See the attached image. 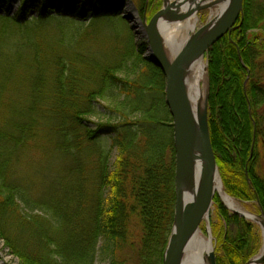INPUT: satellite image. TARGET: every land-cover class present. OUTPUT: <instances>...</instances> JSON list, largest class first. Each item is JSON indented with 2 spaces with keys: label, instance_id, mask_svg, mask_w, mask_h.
<instances>
[{
  "label": "trees",
  "instance_id": "1",
  "mask_svg": "<svg viewBox=\"0 0 264 264\" xmlns=\"http://www.w3.org/2000/svg\"><path fill=\"white\" fill-rule=\"evenodd\" d=\"M124 2L45 0L28 20L26 2L13 16L9 5L0 12V106L22 104L0 110V239L20 264H126L123 254L133 247L138 264H163L176 203L173 127L163 74L156 69V80L144 85L118 78L123 65L101 37L99 21L117 20ZM252 7L244 0L243 18L211 45L208 112L217 164L237 178L230 192L264 211L257 175L264 7ZM153 91L160 95L150 104L144 97ZM115 99L125 109L110 117L117 124L90 128L87 118L102 115L96 102ZM41 151L59 164L44 168V195L34 199L21 170L28 153ZM243 226L227 237L217 264L253 256V232Z\"/></svg>",
  "mask_w": 264,
  "mask_h": 264
},
{
  "label": "rangeland",
  "instance_id": "2",
  "mask_svg": "<svg viewBox=\"0 0 264 264\" xmlns=\"http://www.w3.org/2000/svg\"><path fill=\"white\" fill-rule=\"evenodd\" d=\"M42 1L45 0H0V12L2 13L4 9L6 10L5 8L6 5H9V15L13 16L17 13L19 6L22 3L26 2V6L28 9L26 18L28 20L31 17H37L39 15L38 6L39 4L42 3ZM250 2L251 5H253L254 7L253 11L255 12H258V10L264 7V0H250ZM51 5L52 4L49 5V8H51L49 11L50 13H54V9H56V7ZM164 6H165V0H126V2H124L123 4L122 11L119 13V18L117 20L106 18L99 21L98 26L103 31L101 37L104 40H106L108 44L114 46L115 48L114 56L123 65L122 70L117 72L118 78L127 80L130 83L144 85L147 83L149 84V82L154 78H155L154 81L156 80V76H155L156 69H158L162 73V71L159 68H157L152 62V57L149 54L150 53L149 43L148 40L144 37L143 33L142 32L140 33L141 31L140 26L141 23L144 21H146V24H148L149 21L153 18V16L157 12H159ZM130 10H132V12H135L136 16L133 15V13ZM243 12H244V1H243L242 12L238 17L243 18ZM197 13L201 22L200 26L202 27L209 21L211 12L210 10H201ZM125 17H127L129 21L126 20ZM136 18L139 19L136 20ZM50 23L51 24L54 23V25L57 24V22H55L54 20L50 21ZM51 26L53 27V25ZM252 33H255V31L252 30L249 31V34ZM129 37H131V41L133 42L131 49H129V42H128ZM107 48H109L108 45ZM107 48L104 47V50H106ZM210 48L203 56L205 63V72L207 75V89L209 88V91H210V80H209V72H208V66H209L208 53L210 51ZM258 77H260L259 79H264V72L258 73ZM161 82L163 85V79ZM154 85L153 87H155ZM203 85L204 82H201V88L203 87ZM165 86L166 84L164 79L163 98L166 103ZM153 87L151 86V88ZM157 94L158 93L154 91L151 93L149 92L146 94L147 97L144 98L147 100V102L151 104L154 102L155 98L157 97ZM121 103H122V99L120 100L115 99L112 101L110 100L97 101L95 105L102 115L91 116L87 118L88 125L90 126V128H93L94 130H99V129L105 130L108 129V128H104L105 125L117 124L118 119L117 118L110 119V117L121 116V114L125 110L121 105ZM17 107L21 108L22 104L13 103L11 107H9L10 109L0 106V110L8 109V111H10L11 109ZM208 109H209V97H208ZM257 113L259 118V128L261 130L262 136H264V105H262L258 109ZM168 114L171 119L170 121L172 122L171 125L173 127V119L172 116L170 115L169 109H168ZM162 118L164 120L166 117L163 116ZM100 126H102V128ZM173 142H174V130H173ZM258 155H259L258 158L259 160L257 162V172H258L257 175L261 179H264V146L259 145ZM111 157H112L111 163L113 164L116 157L115 150L113 151ZM25 158L27 160H25V164L22 165L21 175L29 179L28 183L29 185H31L30 188H35V190L32 191V196L34 197V199L37 198L41 199L43 197L42 195H44L45 189L43 183L39 184V181L43 180L44 176L48 175L50 172L49 170L44 168L47 167L50 163V165H52L55 169L59 163L58 161L57 162L55 161V158H53L51 154L45 155V153H43L42 151L39 153L38 152H33L31 154L28 153L25 156ZM216 166H217L219 178L221 180L223 191L229 197L240 203L248 214L255 216L258 219L259 215L261 214L260 212L261 207L259 206V204L256 201H246L244 199L238 198V196L230 192L232 191V187L234 185L233 183L237 180V178L234 177V174H232L231 169L220 168L217 164V161H216ZM245 177H246L245 178L246 183L250 185V174L248 169H245ZM212 197L213 198L209 202L210 203L209 213L208 215L203 214V216L199 219L198 227L201 230L202 234L207 239L211 240L212 247L214 248L216 254V262L218 256L221 254L223 250L224 243L226 242L227 237L231 236L232 238H235L237 235L239 236L243 230H245L243 226V222L247 223V228L249 232H253V236H254L252 240V247L254 253L252 254L253 256H251L249 261L259 256L264 248V231L262 229L260 220L258 219L256 221V220L248 219L232 212L225 206L221 198V195H219V193H215ZM223 212L226 213V215L228 216V220H226L223 217ZM131 230L134 231V233H137L139 231V227L132 226ZM205 255L206 257L208 256V254L206 253ZM123 256H125L124 260L126 261V264H138L136 247L127 248ZM0 264H20L18 258L11 255L9 249L5 245V242L1 239H0ZM96 264H108V262L99 259Z\"/></svg>",
  "mask_w": 264,
  "mask_h": 264
},
{
  "label": "water",
  "instance_id": "3",
  "mask_svg": "<svg viewBox=\"0 0 264 264\" xmlns=\"http://www.w3.org/2000/svg\"><path fill=\"white\" fill-rule=\"evenodd\" d=\"M243 1L213 0L208 5L201 6V0H191L190 5L185 8L183 3L178 0L164 6L148 24L144 21L140 26V33L142 32L148 40L152 62L162 71L165 78L166 105L173 119L176 154V203L163 264H182L187 240L195 227L198 226L199 219L203 216L208 201L211 200V178L213 170H217L209 129V88L206 92L204 107H202V98L199 97L196 106H193L188 95L187 79L192 67V59L196 53H200L203 57L220 35L228 30L231 32V26L242 12ZM223 2L228 3V8L224 14L216 21H208L192 35L182 49L179 64L176 67L173 66L165 53L163 38L159 32L160 22L163 19L172 22L181 21L201 10L214 9ZM125 19L129 21L127 17ZM136 20L138 19L136 18ZM188 131L194 135L197 146V169L190 177L187 175ZM260 212L258 219L264 231V211L262 208ZM236 214L247 218L243 214ZM207 254L209 263L217 264L213 247L207 249ZM263 263L264 248L259 256L247 264Z\"/></svg>",
  "mask_w": 264,
  "mask_h": 264
},
{
  "label": "bare ground",
  "instance_id": "4",
  "mask_svg": "<svg viewBox=\"0 0 264 264\" xmlns=\"http://www.w3.org/2000/svg\"><path fill=\"white\" fill-rule=\"evenodd\" d=\"M173 1L178 0H165V6L173 3ZM183 3L184 7L190 5L191 0H179ZM213 0H201V6H206ZM228 8V3L223 2L218 4L214 9H210L209 21H216L220 18L226 9ZM132 12V10H130ZM136 16L135 12H132ZM139 19V18H137ZM200 18L198 13H194L191 16L181 20V21H168L163 19L159 24V32L163 38L164 49L167 57L173 64L177 66L180 61V56L183 47L187 41L192 37L194 33L201 27ZM192 67L189 70L187 79V90L188 95L193 106H196L199 97L202 98L204 107V101L207 91V75L205 72L204 57H201L200 53H196L193 57ZM201 82H204L201 88ZM203 109V108H202ZM187 175L190 177L197 169V146L194 135L188 131L187 133ZM215 193H219L225 204V206L234 213H240L247 218L252 220H258L255 216L248 214L244 207L238 203L236 200L229 197L222 188L221 180L219 178L217 170H213L211 185H210V195L211 199ZM210 201L204 209V214L208 215L210 208ZM212 247L211 240L207 239L201 232L198 226L190 234L182 258V264H210L205 253L207 254V249ZM208 261V262H206Z\"/></svg>",
  "mask_w": 264,
  "mask_h": 264
}]
</instances>
